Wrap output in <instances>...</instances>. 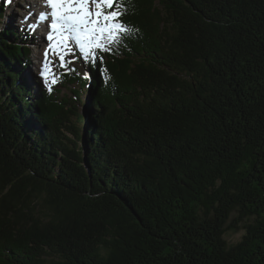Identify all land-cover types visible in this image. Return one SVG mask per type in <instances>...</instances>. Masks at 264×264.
<instances>
[{
    "label": "trees",
    "instance_id": "16d2710c",
    "mask_svg": "<svg viewBox=\"0 0 264 264\" xmlns=\"http://www.w3.org/2000/svg\"><path fill=\"white\" fill-rule=\"evenodd\" d=\"M118 2L49 86L0 4V264H264V0Z\"/></svg>",
    "mask_w": 264,
    "mask_h": 264
},
{
    "label": "snow or ice",
    "instance_id": "6c2138e0",
    "mask_svg": "<svg viewBox=\"0 0 264 264\" xmlns=\"http://www.w3.org/2000/svg\"><path fill=\"white\" fill-rule=\"evenodd\" d=\"M43 2L44 7L50 11L30 13L29 17L25 18V23H28L33 15L36 20H32V23L50 21L45 36L48 47L43 53L40 71L41 77L45 79V72L49 68L50 51L57 56L62 68L68 64L65 53L72 57L76 56L73 48L78 50L79 58L91 62L100 59L98 51L110 52L111 46L119 44L122 35L131 31L120 19L124 12L121 11L123 5L118 0H43ZM68 71L74 72L75 69L69 67Z\"/></svg>",
    "mask_w": 264,
    "mask_h": 264
},
{
    "label": "rangeland",
    "instance_id": "374dc122",
    "mask_svg": "<svg viewBox=\"0 0 264 264\" xmlns=\"http://www.w3.org/2000/svg\"><path fill=\"white\" fill-rule=\"evenodd\" d=\"M1 4V3H0ZM3 4H4V9L1 10V14L3 16V19H5L7 21V18H9V20H11L10 22H12V24L16 27H18L19 25L21 26V24L25 23V18L24 15L27 16V11L28 9H30L31 12H33V14L35 13H39V11L37 10V8L34 6V2L30 0H12L11 2H6V0H3ZM36 8V9H35ZM28 17V16H27ZM32 20H36L35 15H33L31 17V20L29 22H31ZM36 25L39 24V27L35 28V30L37 29H42L43 31V27H47L48 21L41 23L40 21L37 23H35ZM29 28H30V33L33 34V39L34 42H37V45H29L30 49H31V54H30V58L34 57L32 63H30V72L28 75H31V79L30 81L33 83H35V76L37 77V81L46 86H49L55 76V66L56 65H60V62L57 58V56L53 55L50 51L49 53V68L48 70L45 72V78H42L40 75V71H41V61L44 59L43 53L44 51L47 49L48 45L45 41V36H46V31L43 32L42 34L40 32L37 31V35L34 33L33 29V23L28 24ZM26 28L28 27L26 24L24 25ZM19 30H21V28H19ZM30 36V34H28ZM28 36V39H29ZM40 36V37H39ZM20 42L25 43V47H28V44L26 41L21 40ZM31 44V41H30ZM70 47H72L70 45ZM43 48V49H42ZM40 50V51H39ZM75 53H77V49L73 48L72 49ZM68 61H71L73 63L74 60V65L80 70V72L83 74L84 77L89 78V76L87 75L88 70L86 69V67L84 66L85 63L84 62H80L79 59L69 56L67 53H65ZM30 62V59H29ZM59 68V66H58ZM35 75V76H34ZM84 99H86V96H84ZM82 108H85V105L82 106ZM241 233L242 230H236V229H232V230H228L226 232V239L230 244H233L234 242H236L237 240H239V238L241 237Z\"/></svg>",
    "mask_w": 264,
    "mask_h": 264
},
{
    "label": "bare ground",
    "instance_id": "6f19581e",
    "mask_svg": "<svg viewBox=\"0 0 264 264\" xmlns=\"http://www.w3.org/2000/svg\"><path fill=\"white\" fill-rule=\"evenodd\" d=\"M31 1H33L34 2V6L37 8V10H39V11H48V9L47 8H45L44 7V2H43V0H30V2ZM35 8V9H36ZM30 13H33V12H31L30 11V9H28V11H27V16L29 17V14ZM11 21V20H10ZM39 22V21H38ZM50 21H48V23H49ZM12 23V22H11ZM36 23H37V21H36ZM33 25H35V23H33ZM32 40L34 41V39L32 38ZM43 49V48H42ZM40 51V50H39ZM69 62V61H68Z\"/></svg>",
    "mask_w": 264,
    "mask_h": 264
},
{
    "label": "water",
    "instance_id": "95a60500",
    "mask_svg": "<svg viewBox=\"0 0 264 264\" xmlns=\"http://www.w3.org/2000/svg\"><path fill=\"white\" fill-rule=\"evenodd\" d=\"M85 111H86V108H83V111L82 112L85 113Z\"/></svg>",
    "mask_w": 264,
    "mask_h": 264
}]
</instances>
